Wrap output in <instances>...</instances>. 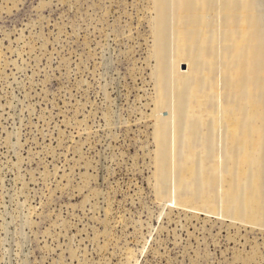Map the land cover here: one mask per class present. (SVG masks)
<instances>
[{
	"label": "rangeland",
	"instance_id": "rangeland-1",
	"mask_svg": "<svg viewBox=\"0 0 264 264\" xmlns=\"http://www.w3.org/2000/svg\"><path fill=\"white\" fill-rule=\"evenodd\" d=\"M0 264H264V0H0Z\"/></svg>",
	"mask_w": 264,
	"mask_h": 264
}]
</instances>
